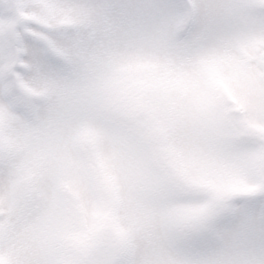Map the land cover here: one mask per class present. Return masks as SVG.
Segmentation results:
<instances>
[{"label": "snow or ice", "instance_id": "6c2138e0", "mask_svg": "<svg viewBox=\"0 0 264 264\" xmlns=\"http://www.w3.org/2000/svg\"><path fill=\"white\" fill-rule=\"evenodd\" d=\"M0 264H264V0H0Z\"/></svg>", "mask_w": 264, "mask_h": 264}]
</instances>
